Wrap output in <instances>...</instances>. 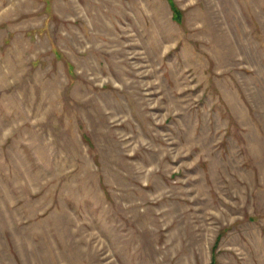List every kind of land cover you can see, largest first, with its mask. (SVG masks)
I'll return each instance as SVG.
<instances>
[{
	"label": "rangeland",
	"instance_id": "1",
	"mask_svg": "<svg viewBox=\"0 0 264 264\" xmlns=\"http://www.w3.org/2000/svg\"><path fill=\"white\" fill-rule=\"evenodd\" d=\"M0 0V264H264V0Z\"/></svg>",
	"mask_w": 264,
	"mask_h": 264
},
{
	"label": "trees",
	"instance_id": "2",
	"mask_svg": "<svg viewBox=\"0 0 264 264\" xmlns=\"http://www.w3.org/2000/svg\"><path fill=\"white\" fill-rule=\"evenodd\" d=\"M171 7H172V10L174 12V18L177 22H180L182 20V15L180 12H178L176 9H175V6L173 5L172 1L171 0H168Z\"/></svg>",
	"mask_w": 264,
	"mask_h": 264
}]
</instances>
